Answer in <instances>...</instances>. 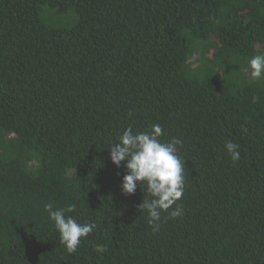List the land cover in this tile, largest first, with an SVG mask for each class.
I'll use <instances>...</instances> for the list:
<instances>
[{"label": "trees", "instance_id": "obj_1", "mask_svg": "<svg viewBox=\"0 0 264 264\" xmlns=\"http://www.w3.org/2000/svg\"><path fill=\"white\" fill-rule=\"evenodd\" d=\"M257 54L264 0H0V264H264ZM153 124L183 141L184 211L159 231L110 158ZM48 203L96 224L75 253Z\"/></svg>", "mask_w": 264, "mask_h": 264}, {"label": "clouds", "instance_id": "obj_2", "mask_svg": "<svg viewBox=\"0 0 264 264\" xmlns=\"http://www.w3.org/2000/svg\"><path fill=\"white\" fill-rule=\"evenodd\" d=\"M253 79L264 78V54L252 56L248 61ZM257 98L253 97L255 101ZM131 115V113H130ZM164 129L159 124H153L150 131L134 132L129 126L118 137V143L110 147V158L118 168L122 162L127 169L123 175L121 189L125 194L132 195L137 191L138 184L147 188L151 199H143L138 206L147 210L148 223L153 231H159L161 212L168 211L184 193L185 177L184 162L178 155L177 145L183 141L173 137L170 142H161ZM239 144L228 140L225 142L227 153L233 162L240 159ZM49 218L54 221L59 232L60 243L65 246L69 254L75 253L82 244V238L93 232L95 223H79L74 217L66 216V212H73L75 205L54 209L52 203L45 206ZM183 208L177 205L169 213L175 219L183 214ZM95 250L103 253L104 245H96Z\"/></svg>", "mask_w": 264, "mask_h": 264}]
</instances>
